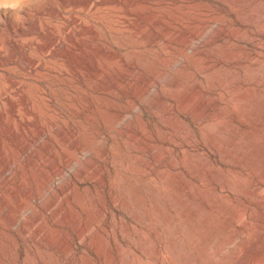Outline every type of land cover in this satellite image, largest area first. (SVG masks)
Listing matches in <instances>:
<instances>
[{
    "label": "rangeland",
    "instance_id": "rangeland-1",
    "mask_svg": "<svg viewBox=\"0 0 264 264\" xmlns=\"http://www.w3.org/2000/svg\"><path fill=\"white\" fill-rule=\"evenodd\" d=\"M258 180L264 0L0 8V264H264Z\"/></svg>",
    "mask_w": 264,
    "mask_h": 264
},
{
    "label": "bare ground",
    "instance_id": "bare-ground-1",
    "mask_svg": "<svg viewBox=\"0 0 264 264\" xmlns=\"http://www.w3.org/2000/svg\"><path fill=\"white\" fill-rule=\"evenodd\" d=\"M88 3V2H87ZM156 7V6H155ZM141 11V10H140ZM157 13V12H156ZM169 13V12H168ZM154 15V14H153ZM172 15V14H171ZM176 19V18H175ZM252 94H246L244 96L245 99H249L251 97ZM18 105V104H17ZM16 115V114H15ZM15 119V118H14ZM17 121V120H16ZM255 180V179H254ZM257 180V179H256ZM264 181L258 180V181H254L252 184V187L249 189L251 191V194H253L252 196H256V197H264ZM249 192V191H248ZM244 211V210H243ZM27 213V212H26ZM244 213V212H243ZM240 216H242V213ZM238 216V217H240ZM244 217V216H243ZM234 238V237H233ZM235 239V238H234ZM234 242V241H233ZM263 259V258H262Z\"/></svg>",
    "mask_w": 264,
    "mask_h": 264
},
{
    "label": "clouds",
    "instance_id": "clouds-1",
    "mask_svg": "<svg viewBox=\"0 0 264 264\" xmlns=\"http://www.w3.org/2000/svg\"><path fill=\"white\" fill-rule=\"evenodd\" d=\"M19 0H0V8H13L18 6Z\"/></svg>",
    "mask_w": 264,
    "mask_h": 264
}]
</instances>
